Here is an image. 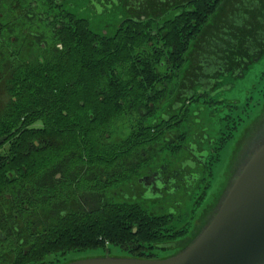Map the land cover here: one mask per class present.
I'll return each mask as SVG.
<instances>
[{
  "label": "flooded vegetation",
  "instance_id": "af4514ba",
  "mask_svg": "<svg viewBox=\"0 0 264 264\" xmlns=\"http://www.w3.org/2000/svg\"><path fill=\"white\" fill-rule=\"evenodd\" d=\"M226 1L27 0L12 10L17 30L0 56V264L165 257L198 233L215 198L196 209L230 138L200 124L224 102L211 79L243 73L262 42L263 29L257 40L228 35L219 20L205 36ZM206 60L214 72L203 76Z\"/></svg>",
  "mask_w": 264,
  "mask_h": 264
},
{
  "label": "water",
  "instance_id": "95a60500",
  "mask_svg": "<svg viewBox=\"0 0 264 264\" xmlns=\"http://www.w3.org/2000/svg\"><path fill=\"white\" fill-rule=\"evenodd\" d=\"M246 1L227 0L221 9L218 7L209 18L213 24L205 26V36L221 24L228 28V35L236 30L238 25L231 21L230 14L242 11ZM218 20L219 24L215 25ZM222 33L223 27L216 31L217 41L225 39ZM263 52L264 48L253 60ZM211 207L212 213L198 233L172 255L144 258L104 254L62 264H264L263 124L241 150L228 181Z\"/></svg>",
  "mask_w": 264,
  "mask_h": 264
},
{
  "label": "rangeland",
  "instance_id": "374dc122",
  "mask_svg": "<svg viewBox=\"0 0 264 264\" xmlns=\"http://www.w3.org/2000/svg\"><path fill=\"white\" fill-rule=\"evenodd\" d=\"M210 71L214 72V68L211 70V64L207 62L201 73L204 76ZM215 78L211 79L215 95H220L224 102L210 105L202 111L200 124L212 137L217 136L220 129L234 135L226 141L217 160L213 162L210 186L196 212L221 192L241 150L255 134L256 129L264 125V52L249 63L240 75L219 74L218 78ZM207 157L210 158L209 154ZM192 201L190 198L187 202L189 208H192ZM114 250L122 252L117 248Z\"/></svg>",
  "mask_w": 264,
  "mask_h": 264
},
{
  "label": "trees",
  "instance_id": "16d2710c",
  "mask_svg": "<svg viewBox=\"0 0 264 264\" xmlns=\"http://www.w3.org/2000/svg\"><path fill=\"white\" fill-rule=\"evenodd\" d=\"M27 3V0H0V56H8L9 55V49L11 48L9 45L6 52H3V41L8 40L10 41L11 35H13V32H15L17 29V24L14 21H10L8 23L7 20L9 16H12L14 12L12 10H15L17 8H22L25 3ZM240 4V2H239ZM262 8H258V7ZM218 8H216L211 15L215 14ZM209 16V18L211 17ZM8 17V18H7ZM231 21L234 20L238 25H241L240 27L236 26L235 28L239 30V32H247L249 37H253L255 40H257V30L263 29V32L258 35V37L261 36L262 42H264V0H247L245 2L244 8L242 11L237 12L236 14H230ZM6 25H10L8 32L6 35H2L1 31L6 27ZM202 31V30H201ZM230 35V34H229ZM259 44L258 47L260 48V51L256 54H254V57L260 54L263 51L264 45ZM250 62V61H249ZM246 63L245 67L249 64ZM39 69L38 70H49V63L47 60L43 62H39L37 60L36 65ZM233 133L230 134V137H233Z\"/></svg>",
  "mask_w": 264,
  "mask_h": 264
}]
</instances>
